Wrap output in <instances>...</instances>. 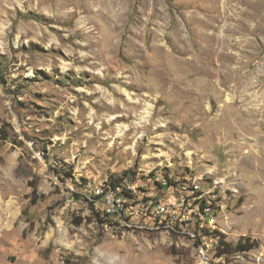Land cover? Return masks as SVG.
Segmentation results:
<instances>
[{
	"label": "rangeland",
	"instance_id": "1",
	"mask_svg": "<svg viewBox=\"0 0 264 264\" xmlns=\"http://www.w3.org/2000/svg\"><path fill=\"white\" fill-rule=\"evenodd\" d=\"M0 120V264H197L90 199L159 176L210 192L226 264H264V0H0Z\"/></svg>",
	"mask_w": 264,
	"mask_h": 264
},
{
	"label": "built area",
	"instance_id": "2",
	"mask_svg": "<svg viewBox=\"0 0 264 264\" xmlns=\"http://www.w3.org/2000/svg\"><path fill=\"white\" fill-rule=\"evenodd\" d=\"M2 125L0 120V140ZM131 181L95 186L90 199L102 205L104 224L125 230H167L192 241L197 264L227 263V254L221 253L224 229L217 219L218 208L200 179L172 181L159 176L156 189L151 194L142 192L141 196Z\"/></svg>",
	"mask_w": 264,
	"mask_h": 264
},
{
	"label": "trees",
	"instance_id": "3",
	"mask_svg": "<svg viewBox=\"0 0 264 264\" xmlns=\"http://www.w3.org/2000/svg\"><path fill=\"white\" fill-rule=\"evenodd\" d=\"M27 17L34 18V19H36V20H41L40 16H38V15H33V14H31V13L27 14ZM5 138H6V136H4V134H3V139H5ZM121 179H123V178H121ZM118 181H119L118 179L111 180V182L109 183V185L113 186V185H115V184H118V183L122 182V181H120V182H118ZM34 192H36V186L34 187ZM41 196H42V195H41ZM39 197H40V196H39ZM36 200H37V197H34V198L32 199L33 202H36ZM97 214H98V217H99L100 221L103 222V221H104V216H102L101 213H100L99 211H97ZM81 221H82V218L80 217V218L78 219V221L75 222V223H76V224H80ZM222 242H223L224 248L221 250V253H225V254H227L228 252H230V250H232V249H231V248H232V244H231L230 242H227V241L225 240V237H224V236H222ZM256 245H257V243H256V241H254V240H253V241L246 240L245 242H243V240H242V238H241V239L238 241V243L234 246V249H235L236 251H245V250H250V249L254 248Z\"/></svg>",
	"mask_w": 264,
	"mask_h": 264
},
{
	"label": "bare ground",
	"instance_id": "4",
	"mask_svg": "<svg viewBox=\"0 0 264 264\" xmlns=\"http://www.w3.org/2000/svg\"><path fill=\"white\" fill-rule=\"evenodd\" d=\"M147 112H148V110H147Z\"/></svg>",
	"mask_w": 264,
	"mask_h": 264
}]
</instances>
